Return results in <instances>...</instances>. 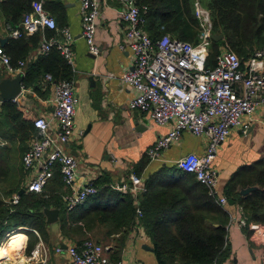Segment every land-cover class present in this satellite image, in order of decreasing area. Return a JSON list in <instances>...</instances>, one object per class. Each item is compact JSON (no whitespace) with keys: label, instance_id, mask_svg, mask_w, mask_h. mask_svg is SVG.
I'll list each match as a JSON object with an SVG mask.
<instances>
[{"label":"crops","instance_id":"obj_1","mask_svg":"<svg viewBox=\"0 0 264 264\" xmlns=\"http://www.w3.org/2000/svg\"><path fill=\"white\" fill-rule=\"evenodd\" d=\"M5 1L7 0H0V4ZM102 2L95 35V43L99 46L100 53L93 55L82 36L80 3L77 0L45 1V8L57 20L58 28L68 27L74 37L73 64L70 65L68 81L73 83L80 103L75 120L77 134L68 150L79 161V186L94 182L101 190L112 184L130 183L134 174L141 178L143 185L138 196H135V204L137 210L142 212L139 206L140 198L147 190L149 178L163 172L164 178H160L156 186L173 182V178L167 177L170 172L180 174L177 161L189 153L204 155L208 138L205 135L195 136L184 132L181 139L164 150L159 158L152 160L149 157V149L171 130L172 123L159 125L147 113L130 108L134 90L124 83L123 75L132 65V54L129 50L121 48V45L125 44L126 29L120 13L123 4L120 0ZM20 25L12 23L0 7V47L14 62L16 59V64L18 60H23L25 72L29 67L32 70L54 69L57 72L60 64H55L54 60L43 61L47 55L38 52L43 40L49 37L48 29L14 38L9 27ZM53 35L61 36L58 31ZM18 75L7 73L0 60V78H15ZM40 84V90L26 88L27 90L18 97V102L11 101L16 106L14 111L5 108L4 103L0 102V187L3 192H11L17 187L27 191L26 188L34 176V171L26 170L22 162V155L32 140L31 135H28L29 127L39 116L52 120L56 106L54 85L48 83L45 78ZM245 122L248 124V134H244L241 128L233 129L230 137L219 146L213 163L218 172L217 188L221 194H224L228 182L238 170L264 159V108H260L252 118H246ZM53 126H56V123H53ZM145 159L149 162L142 169L141 163ZM48 187L56 190L58 198L61 195L66 208L64 196L70 194L71 189L62 180L57 182L53 179ZM108 197L109 194L106 193L103 200ZM9 198L10 196L6 197L7 200ZM237 209L238 205L234 204L224 210L235 213ZM60 215L59 209V220ZM142 216L138 214V220ZM16 230L6 234L10 243L21 234L27 238L24 232ZM227 230L230 256L223 264H263L264 250L252 231L238 226L229 227L228 224ZM49 231L52 238L59 242L55 243L51 251L47 244L41 241L35 249L32 261L36 264H71L67 254H58L56 249L63 244L76 243L61 237L59 221L49 224ZM114 236L112 241L105 242L106 247H109L111 260L118 251L115 257L119 255L120 258L117 261L125 264H159L152 239L140 222L127 234L119 233ZM116 238L122 241L118 250L115 248ZM3 247L4 245L0 249L3 250ZM5 261L10 260L5 259L0 261V264ZM19 261L21 264L24 262L23 256Z\"/></svg>","mask_w":264,"mask_h":264},{"label":"built area","instance_id":"obj_2","mask_svg":"<svg viewBox=\"0 0 264 264\" xmlns=\"http://www.w3.org/2000/svg\"><path fill=\"white\" fill-rule=\"evenodd\" d=\"M45 1L34 0L20 27H9L11 34L14 38H21L40 30L58 31L61 36L45 38L38 52L48 55L56 49L72 65L74 37L68 27L58 28L57 20L45 8ZM77 1L81 7L82 36L89 51L98 55L100 48L95 43V35L103 0ZM120 2L123 4L121 19L126 26L125 44L121 48L132 54V65L123 75L124 83L134 90L130 108L147 113L159 125L172 123L171 130L149 149V157L152 160L159 158L164 150L181 139L184 132L207 136L206 153L186 154L177 161V167L194 174L208 188L209 195L221 207L228 209L231 204L226 195L219 193L218 172L213 163L219 146L230 137L233 129L241 128L244 134H248L246 118H252L260 108H264V48L254 50L243 61L225 45L215 64L209 67L215 32L209 12L200 4L196 10L200 31L197 42L193 43L169 34L153 40L145 29L148 8L140 7L136 0ZM0 60L7 73L25 76V62L18 61L15 65L2 47ZM45 80L54 85L56 106L52 120L39 116L34 121L36 135L22 158L24 168L34 171L26 189L43 193L58 170L64 184L71 189V193L64 196L66 208L71 211L98 195L100 189L94 182L78 185L79 161L68 150L77 134L75 120L80 103L73 83L68 80L54 82L51 74H47ZM26 90L22 85V93ZM13 101L18 102V97ZM142 185L141 178L134 174L130 183L112 184L110 187L123 194L138 196ZM8 201L18 204L20 195L15 194ZM138 214L142 216L140 210ZM228 214V226L249 229L264 250V226L250 222L241 206L237 212ZM56 252L66 253L71 264H125L112 261L109 247L90 239L81 245L68 244L66 249L59 246Z\"/></svg>","mask_w":264,"mask_h":264},{"label":"trees","instance_id":"obj_3","mask_svg":"<svg viewBox=\"0 0 264 264\" xmlns=\"http://www.w3.org/2000/svg\"><path fill=\"white\" fill-rule=\"evenodd\" d=\"M33 1L7 0L0 4V7L9 20L18 25L31 11ZM192 1L136 0V3L140 7L148 8L145 29L153 40L169 34L174 38L193 42L187 33L189 30H196L199 19L192 13ZM203 7L213 13L217 12L219 20L214 22L213 30L221 31L223 26L225 31L223 40L213 41L214 47H224L223 45L229 42L232 50L241 56L243 61H246L254 50L264 48V0H210L209 4L203 2ZM54 32L55 30H47L49 37ZM254 45L258 47L254 48ZM216 54L210 52L209 67L215 64ZM50 60L60 64L59 70L38 71L29 67L23 81L25 88L40 90V83H43L47 74L53 76L54 82L70 79L71 66L58 50L53 49L44 56L43 61ZM12 62L16 65V59ZM3 103L5 108L16 110L11 101ZM34 121L29 127L28 135H31V138L36 135ZM148 162L149 160L145 159L141 168L146 167ZM61 177L60 172L56 170L53 180L59 182ZM160 178H164L163 172L152 175L147 181V190L140 198L139 206L143 214L140 220L135 196L114 191L110 186L102 188L98 195L91 197L93 200L90 198L71 211L64 207L61 195V199L58 198L56 190L49 187H46L43 193L23 192L19 203L15 205L9 203L6 197L12 198L19 194L22 188L3 192L0 187V228H7L8 234L15 229L27 227L23 232L34 239L28 248V254H31L39 244L35 231L45 238L48 235L49 224L44 211L54 207L61 211V237L77 245L93 236H97L99 244L110 242L115 238L114 235L127 234L140 222L152 239L159 264H223L230 256L228 212L209 195L208 188L198 181L194 174L181 170L180 174L170 172L167 178H173L174 181L157 187ZM247 187L257 189L242 195L241 190ZM106 193L109 197L103 200ZM224 195L229 201L233 200L234 204L243 207L250 222H258L264 226V159L238 170L228 182ZM114 241L117 242L115 248L120 249L122 241L119 238ZM14 242L16 250L20 252L25 246V235L15 237ZM114 257L113 261L120 258L119 255Z\"/></svg>","mask_w":264,"mask_h":264},{"label":"rangeland","instance_id":"obj_4","mask_svg":"<svg viewBox=\"0 0 264 264\" xmlns=\"http://www.w3.org/2000/svg\"><path fill=\"white\" fill-rule=\"evenodd\" d=\"M203 2H204V4L205 3L206 4H209L210 0H193L192 1V4H191L192 7L191 8H192V13H193V15H194L195 18H197L196 17L197 16L196 15L197 5L200 4L203 7ZM204 9H206L209 12L210 18H211V21H212V25L214 24L215 21L219 20V18L217 17V12L213 13L210 9L209 10L207 8H204ZM213 29H214V27H213ZM220 30L221 31H217L215 29L214 32L217 33V34H223V36H224L225 31L223 29V26L220 28ZM199 31H200V21L198 20V26H196V30L195 29L189 30V32L187 33V35H190L191 36V40L193 42H195L198 39ZM229 44L230 43L228 42L225 45H228L232 49V47L230 46L231 44L230 45ZM225 45H223V46H225ZM253 47L256 48V47H258V45H254ZM222 49H223L222 48V45L220 47H218V48L217 47H214L212 45V47L210 49L211 50V54H214V53L219 54L220 53V50H222ZM217 54H216V56H217ZM216 56H215V58H216ZM26 228L27 227H24V228H21V229L19 228L17 230L23 232V230H25ZM7 231H8L7 228H5V229L4 228H0V241H1L0 246L2 247L3 245H5L7 243L6 247L2 250V253H1V256H0V261H3L5 259H9L10 262L14 264V263H16L14 261H19V258L21 256H23L24 262L22 264H36V263H34L32 261V258L34 257V254L36 253L35 252V249L37 248L38 245L32 251L31 254H28V248H29L30 244L32 243V241L34 239L29 238V236L26 234L27 235V238H25L26 245L24 246L23 250H21L20 252H18L16 250V247H15L16 246V244H15L16 242L12 241L10 243V241L8 240L9 237L7 235L5 236V234H6ZM35 234L39 238V243L41 241L44 242L45 244H47V246L50 248L51 251H52L53 247L55 246V243H58L59 242V240H56V239H53L52 238V235H51V233L49 231V228H48V235H47L46 238H45V236H43L41 233H39L37 231H35ZM87 239L94 240L95 242L100 243L97 240V236H95V237L94 236L93 237H88ZM101 244L103 246H106V243L105 242H101ZM13 248H15V250ZM37 264H39V263H37Z\"/></svg>","mask_w":264,"mask_h":264},{"label":"water","instance_id":"obj_5","mask_svg":"<svg viewBox=\"0 0 264 264\" xmlns=\"http://www.w3.org/2000/svg\"><path fill=\"white\" fill-rule=\"evenodd\" d=\"M213 41L218 42L224 39L223 34L214 33L212 36ZM24 76L23 74H19L15 78H0V102L12 101L15 98L19 97L22 93V84H23ZM257 189V187H247L241 190L242 195H247L251 191ZM25 190H21L19 195ZM231 205H234V201H230ZM45 216L47 218L48 224H54L59 221V209L48 208L44 211ZM62 248L66 249L67 245L63 244ZM148 249H151L148 247Z\"/></svg>","mask_w":264,"mask_h":264},{"label":"bare ground","instance_id":"obj_6","mask_svg":"<svg viewBox=\"0 0 264 264\" xmlns=\"http://www.w3.org/2000/svg\"><path fill=\"white\" fill-rule=\"evenodd\" d=\"M6 245H7V243L4 245L3 249L6 247ZM25 245H26V242H25ZM1 250L2 249H0V251ZM1 264H13V263H11L10 261H5V262H2ZM14 264H21V262L20 261H16V263H14Z\"/></svg>","mask_w":264,"mask_h":264}]
</instances>
